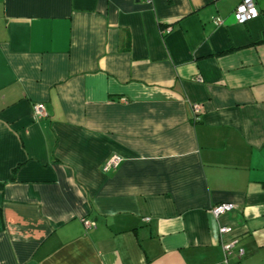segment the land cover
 I'll list each match as a JSON object with an SVG mask.
<instances>
[{"label":"crops","instance_id":"obj_1","mask_svg":"<svg viewBox=\"0 0 264 264\" xmlns=\"http://www.w3.org/2000/svg\"><path fill=\"white\" fill-rule=\"evenodd\" d=\"M241 1L0 0V264H222V240L264 264V0L236 25Z\"/></svg>","mask_w":264,"mask_h":264},{"label":"built area","instance_id":"obj_2","mask_svg":"<svg viewBox=\"0 0 264 264\" xmlns=\"http://www.w3.org/2000/svg\"><path fill=\"white\" fill-rule=\"evenodd\" d=\"M260 13L256 8V4L253 2V0H242L240 4H238L235 9L233 10L231 14L232 21L236 25H245L259 17ZM213 23L215 26H222L224 24V21L221 19H214ZM31 114L32 116L39 120L43 119L47 116V113L43 107L42 104L36 103L33 104L31 107ZM200 114V109L197 104L191 106V115L192 119L194 121L198 120ZM120 162V157L112 156L110 157L105 163L103 164L102 168L103 171H109L111 169H114L118 163ZM234 209V206L229 203H222L219 205H216L211 208V213L213 216L218 217L221 215H224ZM85 229H92L95 228V223L91 221H84L83 222ZM230 228L228 227H221L219 229V234L222 236L227 235L230 233ZM234 248L233 242H226L222 240V251H223V261L222 264H228L229 258L232 254ZM238 257H241L243 255V251L241 249H238L236 252Z\"/></svg>","mask_w":264,"mask_h":264}]
</instances>
